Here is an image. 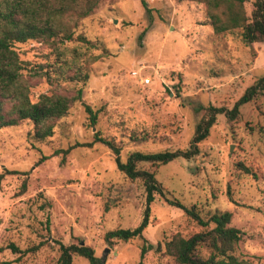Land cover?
Here are the masks:
<instances>
[{
  "label": "rangeland",
  "instance_id": "obj_1",
  "mask_svg": "<svg viewBox=\"0 0 264 264\" xmlns=\"http://www.w3.org/2000/svg\"><path fill=\"white\" fill-rule=\"evenodd\" d=\"M252 2L245 3L248 15ZM75 34L101 41L109 52L86 68L82 100L97 111V123L91 125L83 106L75 103L44 141L32 140L29 121L0 130V174L16 172L0 180V264H57L59 243L89 246L99 264H139L144 240L159 243L162 252L149 251L140 264H175L163 254L164 243L203 228L156 196L143 239L106 243V232L139 224L145 205L142 184L124 178L113 153L99 143L66 156L54 152L90 143L96 131L119 143L123 160L135 150L187 149L203 116L198 108L230 109L264 77V43L245 46L239 31L214 34L202 5L176 0H99ZM61 50L65 54L56 61L57 53L47 44L17 45L22 60L51 62L55 69L83 49L67 43ZM61 87L71 93L69 86ZM55 88L33 79L30 98L36 101ZM41 157L46 159L36 165ZM140 167L155 173L169 198L196 205L201 216L230 212V225L242 232L234 255L264 264V95L243 105L237 120L217 116L193 159ZM72 264L89 263L73 257Z\"/></svg>",
  "mask_w": 264,
  "mask_h": 264
},
{
  "label": "trees",
  "instance_id": "obj_2",
  "mask_svg": "<svg viewBox=\"0 0 264 264\" xmlns=\"http://www.w3.org/2000/svg\"><path fill=\"white\" fill-rule=\"evenodd\" d=\"M176 1L202 5L205 23L211 27L214 34L239 31L240 41L245 46L264 43V0H253L250 15L245 10L247 0ZM98 2L99 0H0V130L29 121L32 124V140L44 141L53 135L55 123L65 118L75 103L83 106L90 124L96 125L97 111L82 100L83 87L88 80L86 68L98 57L108 56L109 52L101 41L87 39L82 34L76 35L75 29L82 19L92 14ZM28 41L53 47L57 53L56 61H59L60 55L65 54L62 50L59 51V47L67 43H75L83 50L79 55L72 56L71 61L61 60L55 69L51 62L31 64L20 58L17 45ZM91 50L99 51V54L87 55L86 52ZM33 79H44L56 88L40 94L36 101H32L30 88ZM65 85L69 86L70 94L61 87ZM261 95H264V77L249 86L230 109L212 105L198 108L197 111H203V116L195 126L188 148L184 150L152 153L135 150L123 160L119 143L113 138L101 136L100 132L96 131L92 142L76 143L66 149L55 150L54 155L66 156L77 147H92L99 143L113 153L116 169L124 178L142 184L145 205L139 224L130 229L106 232V243L143 239L144 230L150 222V206L155 197L159 196L167 205L180 209L203 228L188 237L175 234L164 243L163 254L171 257L175 264H255L234 255L236 246L242 239V232L230 225V212L214 211L207 218L201 216L196 205L186 206L177 199L169 198L156 180L155 173L141 168L140 165L162 166L176 159H193L201 153V143L209 136L217 116L223 115L229 121L237 120L240 108ZM132 140L146 142L147 137H132ZM45 159L41 157L36 165ZM6 172L5 170L0 174V180ZM227 195L231 200L230 193ZM7 248L13 253H20L14 244H9ZM59 250L57 264H72L73 257H82L89 264H99L94 250L89 246H65L59 243ZM149 251L162 252V247L159 243L154 245L144 240L140 248V263Z\"/></svg>",
  "mask_w": 264,
  "mask_h": 264
}]
</instances>
